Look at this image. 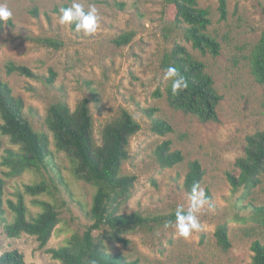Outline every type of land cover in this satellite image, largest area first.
I'll use <instances>...</instances> for the list:
<instances>
[{
    "label": "rangeland",
    "instance_id": "1",
    "mask_svg": "<svg viewBox=\"0 0 264 264\" xmlns=\"http://www.w3.org/2000/svg\"><path fill=\"white\" fill-rule=\"evenodd\" d=\"M72 2L0 0L13 11V17L0 28V76L23 98L26 115L35 128L51 135L45 124L49 106L66 101L74 109L88 97L95 137L100 142L106 123L123 109L128 110L142 128L131 138L130 157L123 164L124 173L137 176L133 195L122 208L127 213H170L180 205L187 210L191 193L185 190L184 181L189 162L198 159L205 170L200 188L205 190L206 202L197 212L200 231L185 240L174 223L153 230L140 228L127 235L129 245L115 243L112 250L143 264H251L252 242H264V226L253 220L251 208V204L264 205V174L261 183L247 193L242 187L233 190L227 172L234 169L246 136L264 129V84L255 81L249 62L251 49L264 29V0H227L225 18L220 0H199L211 12L209 32L221 45L217 55L202 54L186 39L183 29L172 28L168 20L171 8L165 0H77L85 8L95 5L98 9L100 23L93 35L76 32L73 24L59 23V8ZM130 31L135 32L131 42L122 46L115 43L116 38ZM176 42L186 44L213 76L223 96L218 121L201 122L193 114L173 109L165 97L156 95L159 88L164 92L167 83L161 68L163 55ZM10 61L29 67L36 76L8 74L5 66ZM148 107L158 108L157 116L171 122L174 132H153L151 119L143 111ZM164 139H171L173 148L183 151L186 159L182 163L174 167L160 165L154 151ZM52 149L54 169L41 167L39 172L4 176L5 200H16L22 193L35 214L40 207L33 203L35 196L25 192V185L45 180L48 191L38 198L54 203L60 213L61 221L44 247L33 235L8 237L0 216V253L19 249L26 264H58L47 249L64 244L73 233L84 232L90 224L83 208L90 206L94 187L76 178L64 152L54 144ZM4 208L11 219L7 204ZM223 223L229 225V250L218 244L215 234Z\"/></svg>",
    "mask_w": 264,
    "mask_h": 264
},
{
    "label": "trees",
    "instance_id": "2",
    "mask_svg": "<svg viewBox=\"0 0 264 264\" xmlns=\"http://www.w3.org/2000/svg\"><path fill=\"white\" fill-rule=\"evenodd\" d=\"M165 5L171 8V18L168 20L172 28L183 29L186 39L195 49L202 54H219L221 45L209 32L212 20L208 7L202 6L199 0H165ZM67 6L70 4H64V7ZM220 10L225 18L227 0H220ZM34 13H38L37 9H34ZM0 28H3V22H0ZM134 35V31L123 33L115 39V43L119 46L128 44ZM48 42L59 45L53 40ZM249 62L255 81L264 84V29L251 49ZM169 66L178 70L187 87L174 93L172 79L167 78L164 92L159 88L156 95L165 97L173 109L193 114L201 122L218 121L223 96L207 71L205 62L186 44L176 42L164 53L161 61L165 73ZM5 69L8 74L36 76L29 67L12 61L6 64ZM143 111L151 119L153 132L159 135L174 132L171 122L157 116L158 108L148 107ZM45 124L51 135L35 128L26 115L23 98L16 95L11 85L0 76V172L3 174L0 175V216L6 235L10 238L22 234L33 235L44 247L60 223V213L55 204L38 198L48 191L45 180L25 185V192L35 196L33 203L40 207L35 214L30 212L22 193L16 200H5V177L26 171L39 172L41 167L55 168L54 144L70 159L76 178L92 185L95 191L90 206L83 208L90 223L87 229L82 233H73L64 244L48 248L47 252L58 264H93V261L95 264H143L123 252L113 251L112 247L115 243L129 245L131 239L127 235L137 229L153 230L157 226L174 223L175 211L153 215L122 211L124 204L132 197L137 181L135 174L123 172V164L130 157V141L141 130V123L123 109L117 118L106 123L98 142L91 100L84 97L74 109L66 101L52 103L47 110ZM154 152L162 167H174L186 159L182 150L173 148L171 139H164ZM233 166L234 169L227 172L233 190L242 187L249 193L261 183L264 174V129L246 136L242 153ZM204 175L201 161L191 160L184 181L185 190L191 193L193 185L200 187ZM5 204L12 213L11 219L6 215ZM251 208L253 220L264 226V205L251 204ZM215 234L224 250L232 247L228 223L220 224ZM251 250V264H264V242L254 240ZM0 264H26L24 253L19 249L0 253Z\"/></svg>",
    "mask_w": 264,
    "mask_h": 264
},
{
    "label": "clouds",
    "instance_id": "3",
    "mask_svg": "<svg viewBox=\"0 0 264 264\" xmlns=\"http://www.w3.org/2000/svg\"><path fill=\"white\" fill-rule=\"evenodd\" d=\"M59 23L61 25L74 24L76 32H82L84 35H93L96 33L100 16L95 5H89L87 8L77 0H73L70 6H61L58 10ZM13 17V11L6 4H0V22L7 24ZM166 78L172 79V91L175 93L182 87H187L183 77L179 75L174 66H169L165 73ZM206 202V193L203 188L193 185L191 191V203L187 210L182 205L177 206L175 210L174 227L180 237L190 239L193 232L200 231L202 228L197 212ZM95 264V261H93Z\"/></svg>",
    "mask_w": 264,
    "mask_h": 264
}]
</instances>
